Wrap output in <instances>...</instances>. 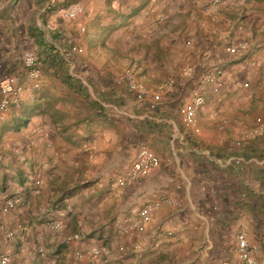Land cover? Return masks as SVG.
I'll return each mask as SVG.
<instances>
[{
	"label": "crops",
	"instance_id": "0c3cea01",
	"mask_svg": "<svg viewBox=\"0 0 264 264\" xmlns=\"http://www.w3.org/2000/svg\"><path fill=\"white\" fill-rule=\"evenodd\" d=\"M70 1L86 9L83 29L59 12ZM24 37L43 82L1 122L16 128L0 131V264H240L236 233L252 244L264 235V134L243 137L264 111V0H0L5 68L19 64ZM242 38L249 51L230 54ZM45 44L76 80L64 92L48 74L57 66L48 68ZM215 67L216 83L203 82ZM126 69L160 92L156 108L131 93L119 108L106 103ZM195 91L204 102L196 126L185 127L179 107ZM64 103L66 122L46 109ZM141 145L160 166L125 179ZM234 155L249 162L233 165ZM12 196L21 200L4 208ZM147 202L159 204L145 230L122 231Z\"/></svg>",
	"mask_w": 264,
	"mask_h": 264
},
{
	"label": "built area",
	"instance_id": "2783aa9c",
	"mask_svg": "<svg viewBox=\"0 0 264 264\" xmlns=\"http://www.w3.org/2000/svg\"><path fill=\"white\" fill-rule=\"evenodd\" d=\"M218 2V0H214ZM59 12L65 19L74 20L76 26L83 29L84 23L82 17L84 16L85 8L80 2H73L67 6L60 8ZM70 44L72 52H79L81 48L72 43L71 39H66ZM250 48V42L245 39H236L226 47L230 54H237L238 52H247ZM2 70V77L0 80V123L4 121L8 111L15 106H18L23 100L25 93L30 90H37L41 87L43 76L39 63L36 58V49L33 40L29 37H24V48L20 52L19 64L12 67L5 68L0 64ZM222 74L220 67H215L207 70L201 75L203 82H215ZM120 82L129 91L134 99L151 109L156 108L161 101V94L158 91H150L143 82L136 79L131 69H126L119 77ZM167 88L175 86L173 77H169L165 81ZM204 102V96L200 92H193L190 98L182 103L179 107V114L181 121L185 127H194L197 124V111ZM264 134V111L256 117L255 125L247 131H244L243 137L251 139ZM241 144V141H236ZM228 162L233 165H240L244 162H249L247 157L241 155H234L228 159ZM160 166V159L158 155L148 148L141 145L135 152L134 157L129 165L125 168L124 177L129 180H138L147 176L151 171ZM39 182V181H38ZM21 200L20 196H12L5 202L6 207H10ZM158 202H147L142 205L139 215L130 218L123 226L122 231L127 232L129 228L142 232L145 230L147 223L152 217L153 210L158 206ZM53 227H58V221L53 222ZM11 235V232H9ZM236 247L235 253L241 264H258L255 252L260 250L264 254V235L259 237L255 244L249 242L247 234L244 230L236 233ZM120 251H124V247H119ZM99 249L93 250V255H98ZM2 263L8 262V256L2 255L0 257ZM224 264H228L225 261Z\"/></svg>",
	"mask_w": 264,
	"mask_h": 264
},
{
	"label": "rangeland",
	"instance_id": "374dc122",
	"mask_svg": "<svg viewBox=\"0 0 264 264\" xmlns=\"http://www.w3.org/2000/svg\"><path fill=\"white\" fill-rule=\"evenodd\" d=\"M71 2H76V1H70L69 3H71ZM215 3H217V2H215ZM68 4V3H67ZM66 6V4H64V5H62L60 8H63V7H65ZM59 8V9H60ZM75 26V25H74ZM62 38H63V40H64V43L66 44V39L67 38H71L72 40H73V37L72 36H66V32H63V34H62ZM64 48L66 49V46H64ZM17 61L19 60V59H16ZM64 61V59L62 58V59H60L59 61H58V63H57V68L56 69H54V73L53 72H48V74H50V76H53V83H55L56 85H58L60 88H58V92L59 93H61V92H64V87H66V84H65V86H63L64 84H63V81H62V75H64V74H66V64L64 65V64H62V62ZM66 61V60H65ZM63 63H65V62H63ZM48 68H49V66H48ZM133 72V71H132ZM123 72H119L117 75H116V79L117 80H114L113 81V89H112V91H113V95H116V96H114V98L111 100V98L110 97H108L107 99L108 100H106V103L108 102H110V103H112V104H114L115 106H117L118 108L121 106V105H125L124 104V102L123 101H121V100H123V98L125 97V96H129V94H130V92L129 91H127L126 90V88L123 86V84L120 82V80H119V77H120V75L122 74ZM134 73V72H133ZM135 74V76L137 77V76H139V74H136V73H134ZM59 75V76H58ZM171 77V76H170ZM66 89V88H65ZM33 91V90H32ZM263 91H264V89H263ZM262 91V92H263ZM261 92V94H263ZM118 95V96H117ZM122 95H125V96H122ZM50 97H53V98H51V100L53 101V102H57L56 100H55V98L56 97H59L58 96V94H52V95H49ZM134 98V97H133ZM260 99V98H259ZM60 104V103H59ZM61 108H53V109H55L56 111H60L59 113L58 112H56V115L58 116V117H61V119L63 120V121H65L66 122V103H64L63 104V106H60ZM2 125H4V126H2ZM2 126V127H1ZM16 128V125L15 124H5V122H3V123H1L0 124V131H1V129H3V130H7V129H15ZM240 264H241V262H240Z\"/></svg>",
	"mask_w": 264,
	"mask_h": 264
},
{
	"label": "trees",
	"instance_id": "16d2710c",
	"mask_svg": "<svg viewBox=\"0 0 264 264\" xmlns=\"http://www.w3.org/2000/svg\"><path fill=\"white\" fill-rule=\"evenodd\" d=\"M76 2H78V1H76ZM71 3H73V2H71ZM68 4H70V3H68ZM68 4H66V6L68 5ZM82 4V3H81ZM62 6V5H61ZM60 6V7H61ZM85 8V7H84ZM86 14V9H85V12H84V15ZM77 27V26H76ZM67 39H71V38H67ZM72 40V39H71ZM72 43H73V41H72ZM66 44H68L69 45V50H70V52H72L71 51V49H70V44L68 43V42H66ZM36 49V48H35ZM44 53H46V56L47 57H49V59H50V61H49V63H48V65L47 66H50V65H52V63L51 62H54L55 64L54 65H56L57 66V63H58V61L60 60V59H62V57L58 54V52L56 51V49H55V47L53 46V45H46L45 44V46H44ZM43 53V54H44ZM72 53H77V52H72ZM42 54V55H43ZM45 55L43 56V58L45 59V57H46ZM36 58H37V61H38V63H39V67H40V69H41V57H39V54H38V51L36 50ZM45 61V60H44ZM44 61H43V63H44ZM63 62H65V63H63ZM62 62V64H66V61L64 60ZM58 67V66H57ZM59 76V75H58ZM62 81H63V84L65 85L66 83L67 84H69V85H74L75 83H76V80L74 79V78H72V77H70V76H67L66 74H64V75H62ZM102 107V106H101ZM54 107L53 106H48V107H46V109H48V111H50V113L52 114V116H53V114L54 115H56V110L55 109H53ZM138 149V148H137Z\"/></svg>",
	"mask_w": 264,
	"mask_h": 264
}]
</instances>
